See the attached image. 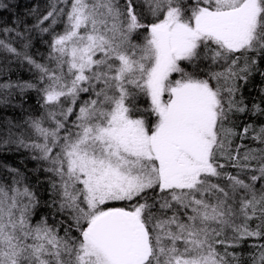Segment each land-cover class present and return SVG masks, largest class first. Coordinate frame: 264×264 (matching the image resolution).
Here are the masks:
<instances>
[{"label": "snow or ice", "instance_id": "1", "mask_svg": "<svg viewBox=\"0 0 264 264\" xmlns=\"http://www.w3.org/2000/svg\"><path fill=\"white\" fill-rule=\"evenodd\" d=\"M31 14L3 28L21 50L0 40L33 71L0 84V113L27 112L0 115V150H26L38 174L0 165V264H264V242L243 251L264 241V124L238 122L264 116L242 92L264 80V0H51ZM29 90L39 107L25 110ZM42 203L52 223L33 222Z\"/></svg>", "mask_w": 264, "mask_h": 264}, {"label": "trees", "instance_id": "2", "mask_svg": "<svg viewBox=\"0 0 264 264\" xmlns=\"http://www.w3.org/2000/svg\"><path fill=\"white\" fill-rule=\"evenodd\" d=\"M51 0H0V5H7V8L0 7V40H4L6 43H11L13 47H16L18 50H21L22 40L16 35V31H24V25H18V18L23 20L27 27H32L36 23V15L31 14V10L38 9L40 14H46L47 6ZM49 22H45L44 26H48ZM3 28L16 29L12 32H4ZM57 32L63 31V24H58L56 26ZM32 38V47L29 49V52L35 59L43 63L44 60L41 57L46 58L48 55V44L46 41L51 39V36L48 33H40L38 30L31 33H26ZM33 79V71L30 70V66L24 62L21 63L13 54L7 53L6 51L0 49V84L5 82H17V81H27ZM264 88V80L261 79L259 75L252 77L251 81L242 89L243 95L245 97V102L251 107L253 103H259L261 99H264V96L261 94V89ZM13 104H17L19 101L18 94L14 93L13 97L9 98ZM26 103L24 104V109L27 110L32 106L39 105L37 104V94L34 90H29L26 94ZM27 112H22L19 107L6 108L0 115H5L8 117H17L20 118L23 115H26ZM74 117L70 118V121ZM241 126L245 123L255 124L257 127L264 124V116H254L251 114H241L238 121ZM236 143H241L237 140ZM244 143L248 144L251 147H258L257 142L246 140ZM0 165H9L11 167H20L21 170H25V165L27 168V174L30 176L33 183H35L36 176L38 174L32 173V169L37 167L36 161L27 159V152L24 149H21L19 152L0 150ZM8 174L6 170L0 167V177H7ZM40 179H44L43 176ZM8 182H10V177H8ZM43 199H48V193L44 192L41 189ZM41 215L49 216V223H52V217L49 209L43 205L39 210V215L34 217L33 222L38 220ZM61 217H56L60 219ZM258 222V221H257ZM252 223V227H255V223ZM63 235V232H60ZM264 241L256 240L254 238L249 239L243 248L245 258L249 253L253 251L252 248L248 245L262 243ZM222 251V249H221ZM231 251V249H230ZM240 251V249H237ZM248 264H251L248 261Z\"/></svg>", "mask_w": 264, "mask_h": 264}]
</instances>
